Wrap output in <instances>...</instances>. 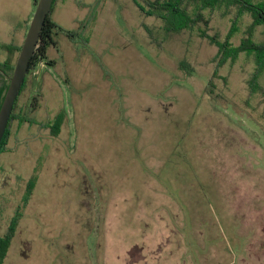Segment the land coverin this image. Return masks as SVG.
Wrapping results in <instances>:
<instances>
[{"label":"rangeland","instance_id":"1","mask_svg":"<svg viewBox=\"0 0 264 264\" xmlns=\"http://www.w3.org/2000/svg\"><path fill=\"white\" fill-rule=\"evenodd\" d=\"M77 1L94 11L77 46L89 71L82 81L61 62L50 68L29 128L13 122L0 154V235L18 219L3 264L263 258L264 99L249 97L252 60L240 54L213 76L217 48L197 32L156 49L143 24L155 33L160 23L132 0ZM31 2L0 0V29L21 23ZM70 13L60 18L74 31L85 11ZM206 16V32L222 40L229 17ZM56 114L63 125L52 136L40 125Z\"/></svg>","mask_w":264,"mask_h":264},{"label":"trees","instance_id":"2","mask_svg":"<svg viewBox=\"0 0 264 264\" xmlns=\"http://www.w3.org/2000/svg\"><path fill=\"white\" fill-rule=\"evenodd\" d=\"M32 1L35 5L37 0ZM54 2L55 0L53 1V4ZM132 2L138 8L143 17H154L157 21H159L160 24L155 33H153L154 29L143 24L150 44H154L156 49H161L163 44L171 37L185 32L188 33L189 36L192 33L197 32L199 37L208 40L211 45L215 46L217 48V53L214 58L215 68L213 76L217 74V68L221 67L225 63L236 61L240 54L247 55L254 64L253 71L246 80V84L249 89V97L260 94L264 99V0H132ZM96 3L97 2H95V4ZM78 5L87 8L88 14L85 17V20L79 23V28L74 31L65 30L52 22L50 16L52 11L51 7L50 13L47 15L42 27L41 37L29 63L26 76L39 63L46 60V48L56 45L54 40L57 35H63L72 42L86 44V40L83 39V33L89 23H92L93 21V16H91L92 12H94L92 10L93 6L80 4L79 2ZM214 12H218L222 18L229 17V28L222 40L215 35H208L206 32L209 25V18L206 16V13ZM244 17H248L250 19V23L246 27L248 29L245 31L244 37H242L239 44L235 46L232 44L231 38L239 32V25ZM256 28H260V40H257L254 35V30ZM13 69L14 67H11L5 72L8 80L0 97V107L9 84V79L12 76ZM219 78L225 81L223 77ZM24 82L14 103L7 128L0 142V154L6 151V142L9 136V125L15 117L14 110L16 102L22 92ZM209 82H211V79ZM210 87L214 89V85L210 84ZM212 92L213 91L210 93ZM60 117V115H57L51 123H43L40 127L50 129L51 135L56 136L62 124ZM19 119L21 120V123H30V120L24 116ZM32 183L33 182L30 181V184L26 189V194L23 198L24 203L27 201L26 195L30 193V190L33 187ZM18 215L20 214L18 213ZM17 220L16 216L9 223L8 232L3 236H0V264H3L4 258L7 255L10 240L12 238L11 236L15 230Z\"/></svg>","mask_w":264,"mask_h":264},{"label":"crops","instance_id":"3","mask_svg":"<svg viewBox=\"0 0 264 264\" xmlns=\"http://www.w3.org/2000/svg\"><path fill=\"white\" fill-rule=\"evenodd\" d=\"M31 3L32 9L27 13L24 19H22L21 23H18L15 27L9 24L10 26L1 27L0 29V97L8 80L5 72L15 65L33 16L35 5L33 4V1ZM79 3L82 4L81 2ZM73 8L85 11V17L88 14V9L79 6L77 0H55L50 15L52 22L67 30L63 27L60 16L66 12L68 16H70V12ZM76 21V18L73 19V23H76ZM54 41L56 44L55 46H49L46 48V60L33 68L25 78L22 92L16 102L14 110L15 117L9 125V136L11 135L10 129L13 122H15L14 129L16 131L22 126H24L25 129L29 128L27 123L21 124L19 118L22 116H32L40 108V104L43 101V91L45 86L51 84V81L54 82V80H52L53 77H51L49 73L50 68L56 69L61 62V64L66 65H64L67 70L65 77L68 76L75 80L79 79L82 81L84 80V74L90 69V65L83 61V55L87 49L86 47L80 49L82 50L81 53L77 48L78 43L70 41L63 35H57ZM63 41L64 43H61ZM77 104H81V102H76L74 105ZM245 259H247V257ZM261 259H264V257ZM261 259L252 257V261L248 264H261L259 262Z\"/></svg>","mask_w":264,"mask_h":264},{"label":"water","instance_id":"4","mask_svg":"<svg viewBox=\"0 0 264 264\" xmlns=\"http://www.w3.org/2000/svg\"><path fill=\"white\" fill-rule=\"evenodd\" d=\"M54 0H37L24 42L21 46L12 76L0 107V142L7 128L14 103L18 97L29 63L41 37V30Z\"/></svg>","mask_w":264,"mask_h":264},{"label":"flooded vegetation","instance_id":"5","mask_svg":"<svg viewBox=\"0 0 264 264\" xmlns=\"http://www.w3.org/2000/svg\"><path fill=\"white\" fill-rule=\"evenodd\" d=\"M4 234L0 235V236H3Z\"/></svg>","mask_w":264,"mask_h":264}]
</instances>
